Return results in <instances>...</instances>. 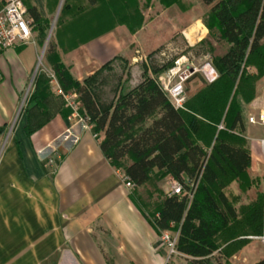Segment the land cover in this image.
<instances>
[{
    "label": "crops",
    "instance_id": "0c3cea01",
    "mask_svg": "<svg viewBox=\"0 0 264 264\" xmlns=\"http://www.w3.org/2000/svg\"><path fill=\"white\" fill-rule=\"evenodd\" d=\"M214 2L179 0L164 8L153 0L143 10V24L135 33L126 25H117L86 42L58 39L57 50L80 82L106 61L128 62L124 81L133 88L143 80L151 53L159 51L156 58L162 59L166 50L170 58L163 60L183 57L189 64L190 58H196L187 53L176 56L178 49L173 44L163 50L161 46L176 34L185 38L188 49L202 46L203 40L210 39L204 15ZM153 10L156 12L151 15ZM221 31L224 36V28ZM223 42L229 46L227 54L235 44ZM43 50L35 40L0 54V128H4L0 134V264L192 261L178 252L179 257L170 261L168 246L132 201L133 191L122 180L124 170L105 156L100 139L88 125L72 117L51 79L43 103L29 105L40 73L48 78L52 73L48 63L40 68ZM140 61L146 64L137 77L134 65ZM148 73L153 75L150 69ZM202 78L206 85L213 82L204 73ZM196 87L192 92L186 87L187 100L205 86ZM258 138L248 141L257 142L259 147ZM52 153L55 164L48 166L45 157ZM261 259L264 257L249 264Z\"/></svg>",
    "mask_w": 264,
    "mask_h": 264
},
{
    "label": "trees",
    "instance_id": "16d2710c",
    "mask_svg": "<svg viewBox=\"0 0 264 264\" xmlns=\"http://www.w3.org/2000/svg\"><path fill=\"white\" fill-rule=\"evenodd\" d=\"M103 1L108 4V21L98 25L91 12L99 0H65L56 41L86 42L117 25H126L135 33L143 24V10L153 3V0ZM158 1L168 8L179 0ZM26 7L35 24L46 21L36 6ZM204 23L210 36L214 28L220 31L224 28L220 40L235 46L225 56L215 58L218 77L189 98L185 109H176L158 82V77L174 65L173 59H154L159 51L148 56L149 68L137 86L130 88L127 80L122 82L120 76L116 77L118 84L108 99L103 97L104 88L114 79L101 76L105 65L80 82L63 63L56 41L49 44L45 55L61 89L79 95L80 115L92 125L105 156L116 168L123 169L131 182L141 187L153 174L161 173L184 185L186 179L199 180L191 202L168 195L153 212H147L135 195L136 190L131 193L138 210L160 236L165 231L178 233L176 252L192 258L194 264H208L215 252L224 249H230L228 255H232L249 236L261 235L264 214L262 197L239 212L226 191L236 180H247V186H251L247 177L251 155L246 142L235 133L244 124L237 98L243 95L251 102L252 92L246 91L245 86L264 76V0H215ZM84 24L90 27L87 36L90 38L83 41L71 29ZM45 37L44 31L38 38L35 36L40 47ZM201 45L213 50L209 39ZM242 59L245 69L238 78L239 70L234 67ZM106 65L108 72L113 71V61ZM247 68L256 69L257 75L251 76ZM49 87V78L41 72L29 105L43 103ZM68 111L72 113L70 108ZM3 131L0 128V134ZM254 264H264V259Z\"/></svg>",
    "mask_w": 264,
    "mask_h": 264
},
{
    "label": "rangeland",
    "instance_id": "374dc122",
    "mask_svg": "<svg viewBox=\"0 0 264 264\" xmlns=\"http://www.w3.org/2000/svg\"><path fill=\"white\" fill-rule=\"evenodd\" d=\"M24 2L26 6H36L41 12V14L44 16V18L46 19V21L41 24H35L33 19L28 14V19L32 23L34 36L38 38L40 32L42 31H44L46 35L44 43L41 46L42 49H46L44 52V56L40 60V68L43 69V65L47 63V59L45 55L49 47V44L52 41L53 42L56 41L58 20L61 15L62 9L64 7L65 0H24ZM82 3H84V1ZM241 6L244 7L245 3H243ZM155 12L156 11L153 10L150 13L151 15H154ZM92 13H94L98 25H100L101 22L108 21V4L105 3V1L103 0H99L98 4L95 7V10L91 12V14ZM88 16H92V15H88ZM207 16L208 13L204 15V19H206ZM89 29H90L89 25L84 24L72 28L71 30L74 33H76L78 39L84 41L86 40V38H90L87 37L90 34V32L88 31ZM87 31L88 33H85ZM221 33L222 32L220 31V29L217 28H214L212 30V34L209 39L210 44L213 47L212 51H209V49L205 46L203 47L197 46L193 50L188 49L187 46L188 42L185 40V38L181 36V34H176L174 38L168 39L161 46L162 49L163 47H165V45L173 44L175 48L178 49L176 56L183 53H187V55H195L196 57L195 59L190 58L191 61L190 64L191 66L200 69V72L196 73L194 77L191 78V80L187 81L186 87L190 88V92H192L193 89L197 88L196 86L199 87L206 86V82H204L202 78L201 69L203 68V66L207 64H211L214 67L215 58L217 59L221 58L228 51L229 46L226 43L224 44V42L220 40ZM173 54L175 56L174 52ZM153 58L155 59L156 56H153ZM106 64H108V61H106V63L104 64L105 69L103 70V74L101 76L106 77L108 80V75H109V76H113L114 79L113 81L111 79L109 84H107V86L104 88L103 97L105 99H108V97H110L109 94L111 93V90L114 89L118 84L116 77L120 76L122 78V82H124V80L128 77V70L130 69V66H128V62L123 64L121 63V61H115L112 65L113 71L108 72V68L106 67L107 66ZM144 64L146 63L140 61L139 63L134 65L136 66L135 75L137 77L142 75V72L144 70ZM148 65H149V59H148ZM168 69H166L164 73ZM234 69L239 70L238 72V78H239L242 71L245 69L244 59L239 60L235 65ZM247 72H249V74L253 77H255L258 73V71L254 68H247ZM231 74L233 76H237L235 75L236 73L231 72ZM245 88L246 91L250 90L252 92V94L249 96H253L252 98L254 99L251 102H247L246 97L244 98L243 95H238L237 99L241 107L240 109L243 116L244 124L243 126L238 127L235 133L236 135H239L246 142V148L248 149L251 158H253L254 160L252 161L251 159V165L247 171L248 181L249 184H251V186L250 187L247 186V180L246 181L236 180L232 182L226 190L229 198L234 203V205L236 206L239 212H242L243 208L252 205L260 197H262L264 201V158L261 154L258 145L256 144L257 142L251 140L250 142L248 141V139L251 137H260L262 134V130L261 127L259 126L247 124V117L249 114L258 115L261 110H264V76H261L255 79L254 81L250 82V85L248 86L247 84ZM246 96H248V92ZM252 144H255L256 146L252 147ZM206 151L209 152L210 148H206ZM171 186H172L171 179L165 174L161 173V174H153L151 180L148 183H146L141 187H137L134 190H136L135 195H137L138 200L143 205H145L147 212H153L156 209L157 205L161 202V200L165 196H168L171 193ZM263 218H264V214H263ZM252 237L254 236H249L248 237L249 240L243 242V246L237 251L233 252L232 255H228V251L230 249L228 251L224 249L225 251L215 252L214 256L211 257V260L208 264H249L264 257L263 243L260 240L254 239ZM223 247L224 246H222V248ZM178 257L179 256L177 254H173L171 255L172 259H170V261L173 262L175 261V258ZM179 262L181 264H194L190 259H185V258H182L181 260H179Z\"/></svg>",
    "mask_w": 264,
    "mask_h": 264
},
{
    "label": "built area",
    "instance_id": "2783aa9c",
    "mask_svg": "<svg viewBox=\"0 0 264 264\" xmlns=\"http://www.w3.org/2000/svg\"><path fill=\"white\" fill-rule=\"evenodd\" d=\"M3 2V8L0 10V54L11 48H15L19 45L34 44L35 36L32 29V23L28 19V10L23 0H0ZM169 51H162L161 57L169 59ZM202 73L206 75L208 81L212 82L218 74L215 73L214 67L211 64L203 66ZM200 72V69L191 66L186 62L183 57L174 61V65L169 68L165 73L158 77V82L167 94L168 99L176 109H185L187 102L186 83L196 73ZM213 75V76H211ZM51 83L57 88L58 93L65 100L66 105L72 110V117L79 119L88 125V128L92 130V125L80 115L81 103L79 101V95L76 92L65 93L52 72L49 74ZM3 77L0 74V82ZM248 124L261 127L262 134L258 138L259 148L264 158V110H261L258 115L250 114L247 119ZM223 129V126H220ZM94 137L98 138L96 134ZM55 153L45 157L48 166H54ZM201 178V175H200ZM126 187L130 190L136 189L138 186L131 182L126 175L122 178ZM171 193L169 195H178L179 197L186 198L189 202L192 201L196 192L198 181L186 179V184H182L176 180L171 179ZM177 232L165 231L161 234V241L169 248L170 256L176 253ZM260 240L264 245V219H263V232L260 236L252 237Z\"/></svg>",
    "mask_w": 264,
    "mask_h": 264
},
{
    "label": "water",
    "instance_id": "95a60500",
    "mask_svg": "<svg viewBox=\"0 0 264 264\" xmlns=\"http://www.w3.org/2000/svg\"><path fill=\"white\" fill-rule=\"evenodd\" d=\"M47 42H48V40H47ZM46 45H47V44H46ZM45 50H46V49H44V51H43L42 57L44 56V52H45Z\"/></svg>",
    "mask_w": 264,
    "mask_h": 264
}]
</instances>
